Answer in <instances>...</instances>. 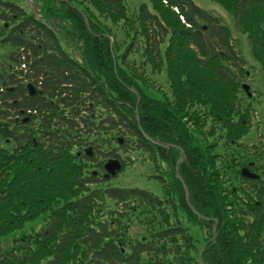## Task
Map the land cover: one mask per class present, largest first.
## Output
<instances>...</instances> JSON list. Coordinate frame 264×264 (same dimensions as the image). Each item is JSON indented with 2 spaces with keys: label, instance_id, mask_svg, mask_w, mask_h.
Here are the masks:
<instances>
[{
  "label": "trees",
  "instance_id": "obj_1",
  "mask_svg": "<svg viewBox=\"0 0 264 264\" xmlns=\"http://www.w3.org/2000/svg\"><path fill=\"white\" fill-rule=\"evenodd\" d=\"M217 1L229 12L239 31L246 35L252 56L263 72L264 85V0ZM86 2L94 6H84L79 1L83 12L70 0H57L58 5L53 6L39 4L35 7L32 4V11L26 12L15 2L0 0V43L10 47L6 55L8 67L0 74V137L8 138L13 144L11 153H17L19 149L36 144L39 137L48 131L47 145H51L52 154L46 162L53 161L64 147L74 143L73 138L67 136L70 128L78 131L93 128L94 123L87 118L92 108L84 102L85 96L90 94L92 105L99 103L107 109L101 121L121 129L150 156H154L155 145L148 139L169 143L164 150L172 154L173 159L183 154L174 164V172L182 179L187 200L199 216L187 206L183 185L175 178L181 191V204L194 216L214 224L217 230L214 241L201 252L202 263L264 264V233L260 231L264 222V169L257 177L242 175L243 167L256 171V158L232 148L223 164H216L215 159L219 156L212 150L214 142L206 140V133L210 132L197 127L200 115L190 111L188 106V103L200 105L211 114L214 122L225 125L230 141L235 142L240 137L235 138L242 131L241 119L245 118V112L234 102V91L244 76L246 58L235 47L228 25L193 0H155L152 1L155 11L147 9L143 3L134 11L135 14L126 13L122 0ZM97 6L103 7L100 12L105 16L111 9L115 16L123 17L125 32L132 31L134 39L141 35L142 39L136 40L143 48H149L146 54L151 58L150 67L162 69L172 84L171 88L180 91L181 104L186 105L185 112L178 113L179 101H160L142 93V86L148 84L139 67L122 64L128 70L120 74V82L115 77L114 61H108L106 70L119 85V97L105 86L95 73V65V68L90 65L95 63L97 47L107 49L114 42H111L105 28L93 20V17L102 15L97 13ZM85 15L90 21L89 28L84 23ZM75 33L87 42L83 56L86 59L80 54V58L75 57L60 45L61 39L67 43V37H75ZM125 52L126 48L120 55ZM235 67L236 70L233 69ZM135 81H138V86ZM28 82L36 90L33 94L27 92ZM128 85H134L136 90H129ZM136 91L140 95L134 115L131 109ZM60 105L66 107L64 112L58 109ZM233 113L234 121L231 120ZM14 115L18 116L21 125L9 126ZM36 115L47 126L41 134H34L29 128V122ZM185 116L188 118L184 119ZM49 121L56 126L48 128ZM97 151L120 161L115 150ZM11 153L0 151V163L11 157ZM226 169L228 185L222 178ZM98 179L103 178L89 174L79 177L78 181L86 184ZM232 180H236V184ZM102 192L116 203L134 198L149 203L156 210L160 208V199L140 187L110 185ZM93 197V192L83 193L61 201L60 194H52L48 206L61 202L63 213L53 208L40 230L30 233L29 237L20 234L16 239L24 237L23 240L30 241L15 244L16 248L22 247L19 254L11 248L3 249L0 264H142L143 251L157 254L156 240L141 242L134 239L126 244L127 248L120 245L122 238L115 235L119 231L116 227L90 218L89 207ZM43 199L44 194L39 198L35 193L24 197L30 212L39 208L38 202ZM15 202L14 195L0 202V235L4 234L5 225L17 224L22 219ZM159 217L164 226L156 231L157 239L171 237L174 241L182 228L177 226L178 223L170 225L169 219L161 214ZM173 244L176 245L174 257H180V260L166 263L158 256L151 264H191L178 244Z\"/></svg>",
  "mask_w": 264,
  "mask_h": 264
},
{
  "label": "rangeland",
  "instance_id": "obj_2",
  "mask_svg": "<svg viewBox=\"0 0 264 264\" xmlns=\"http://www.w3.org/2000/svg\"><path fill=\"white\" fill-rule=\"evenodd\" d=\"M10 1L21 6L26 12L28 10L32 11L30 8L32 4L35 7L39 4L45 6L58 5L57 0ZM79 1L84 6L91 8L94 6L91 3L88 5L86 0H70L81 12L83 10ZM122 1L125 5L124 10L128 14H135L134 11L143 3L146 4L147 9L155 11L152 5V1L154 2L155 0ZM193 1L217 15L223 23L228 25L230 33L234 37L235 47L246 58L244 76L241 78L240 85L234 91L236 97L234 102L238 107L243 108L242 110L245 112V118L241 119L243 122L242 131L235 136V138L240 137L235 142L230 141L232 139L226 136L227 127L219 122H214L211 114L207 113L200 105H189L188 103L189 110L196 111L201 116L197 117V127L199 126L205 132H210L206 133V140L214 142L212 150L219 156L218 159H215L216 164H223L231 148L238 149L241 152H247L250 157L254 156L256 158L258 167L253 172L260 174V171L264 169L263 72L252 56L246 35L239 31L231 15L221 3L217 0ZM97 8H99L97 13L102 15L93 17V20H97L98 22H96L105 28L104 31L109 35L111 42L114 43L107 49L104 47L100 50L101 48L97 47L95 49L97 53L95 54V63L90 66L92 68L95 65V73L104 81L107 88L110 87V92L117 98L119 97V85L115 78L106 70L107 65L110 63L108 61L112 60L115 66V77L120 82H122L120 74L126 72L128 67H139L148 84L146 87L142 86V93L160 101H171V103L179 101L178 113L182 114L185 112L186 105L181 104L180 91L177 88H171L172 84L170 80L165 78L162 69L150 67L151 58L146 54L149 48H143L141 42L136 40L137 38L142 39L141 35L134 39V36L131 37L132 31L125 32L123 17L115 16L111 9L105 13L108 16H105L103 12H100V8L103 7L97 6ZM85 18V26L89 28L90 21L86 15ZM69 22L72 23L73 20H69ZM59 42L68 53L79 58L81 55L84 58L83 56L87 49L84 46H86L87 42L79 34L75 33V37H67V43L62 39ZM161 46L163 45L161 44ZM124 48H126V54L120 55ZM9 49L10 47L7 44L0 43V74L4 68L8 67L9 62L6 60V55ZM161 62L164 63L163 60ZM122 64L128 67L124 68ZM170 68L173 69V66L171 65ZM233 69L236 70V67ZM179 81L181 82L182 80L179 79ZM135 82L138 86V81ZM1 83L0 86L2 85ZM244 85H246V88H243ZM123 87L125 89V86ZM127 87L129 90H136L134 85H128ZM134 93L135 103L133 110L130 109L135 115L140 93L138 91ZM89 96L90 94L85 96L84 102L87 107L90 104L92 108L91 111H88L89 115L87 118L94 123L93 128L88 131L84 129L78 131L70 128L67 136L72 137L74 143L64 147L53 161L46 162L47 157L52 154L51 145H47L48 137H50L48 131L39 137V141L36 144L29 145L26 149H19L17 153H11L13 144L8 138L0 137V151L11 153V157L0 163V202L14 195L16 211L22 215L21 221L17 224L4 226L5 232L0 235V252L5 248H11L13 252L19 254L22 247L16 248L15 244L30 241L23 240L24 237L16 239L20 234L29 237L30 233L40 230L45 217H48V213L53 208L58 209L61 214L63 213L61 202H57L52 207L48 206V201L52 194H60L59 199L64 201L79 194H91L93 192L94 197L91 198L89 207L90 218L92 220L106 221L107 225L116 227L119 231L117 233L114 231L115 235L122 238L120 245L127 248L126 244L134 239L141 242L156 240L158 249L155 252L157 254L154 252L147 254L143 251L141 253L142 264H151V261L158 256L164 258L166 263L171 260H180V257H174L173 252L176 249V245L173 242L178 244V247L187 257L188 263L205 264L201 262V252L209 242L214 241L217 230L214 224L210 225L194 216L187 207L181 204V191L177 187L175 180L178 173L174 172L175 163L180 160L179 154L173 159V155L165 151V148L154 146V156H150V153L144 147L137 145L136 140L123 134L121 129L110 127L106 122H102L101 119L107 114V109L99 103H93L92 105ZM58 109L63 111L66 107L60 105ZM83 112L81 111V113ZM12 118L13 121L9 120V126L12 124L21 125L17 115ZM187 118L188 116L184 117V119ZM231 120H235L234 113L231 115ZM49 122L48 128L56 126L53 121ZM29 128L34 134H41L40 132L47 129V126L36 115L29 122ZM97 149H112L118 153L121 168L114 176L107 175L103 167V164L112 157L102 155ZM224 153L225 156L222 157L221 155ZM220 170L222 171V169ZM226 171L227 169L222 174V178L224 183L228 185L229 179ZM89 174L103 179L89 181L86 184L78 181L79 177ZM232 182L236 184V180H232ZM110 185L135 186L146 189L160 199V208L156 210L149 203L137 201L134 198L128 199L124 203H116L111 197L102 192L105 187ZM28 193L33 195L35 193L39 198L44 194L43 201H40L41 204L38 202L39 208L34 212L28 210V205L24 201L25 194ZM160 214L162 217L169 219L170 225L178 223L177 226L182 228L181 233H176L174 241H172L171 237H163V239L159 237L160 239H157L156 231L164 226V222L162 223L159 217ZM237 231H240V229ZM260 231L261 234L264 233V222H262ZM160 260L163 261V259Z\"/></svg>",
  "mask_w": 264,
  "mask_h": 264
},
{
  "label": "water",
  "instance_id": "obj_3",
  "mask_svg": "<svg viewBox=\"0 0 264 264\" xmlns=\"http://www.w3.org/2000/svg\"><path fill=\"white\" fill-rule=\"evenodd\" d=\"M26 86H27V88H28V92H29V94L34 93V90L32 89V86H31L30 84H27ZM244 88H246V85H244ZM152 142L155 143V144H157V145H159V146H162V147H165V146L167 145V144H162V143H159V142H157V141H153V140H152ZM180 158H182V156H180L179 159H180ZM104 167H105V169L108 171V173H110V174H114L115 171L118 170V169L120 168V164H119V162H118L116 159H109L107 162L104 163ZM241 173H242V175L247 176V177H257V175H256L255 173L249 171V169L246 168V167H243V168L241 169ZM176 176H177V178H178V179L181 181V183H182V179L179 177V175L176 174ZM182 185H183V189H184L185 200H186V202H187L188 207H189V208H190V209H191L196 215H198V213L194 210V208H193V207L190 205V203L188 202V200H187V190H186V187H185V185H184L183 183H182ZM198 216H199V215H198Z\"/></svg>",
  "mask_w": 264,
  "mask_h": 264
},
{
  "label": "flooded vegetation",
  "instance_id": "obj_4",
  "mask_svg": "<svg viewBox=\"0 0 264 264\" xmlns=\"http://www.w3.org/2000/svg\"><path fill=\"white\" fill-rule=\"evenodd\" d=\"M165 148H167V147H165Z\"/></svg>",
  "mask_w": 264,
  "mask_h": 264
}]
</instances>
